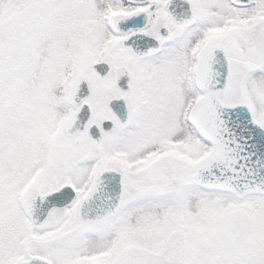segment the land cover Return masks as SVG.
<instances>
[{
  "label": "snow or ice",
  "instance_id": "1",
  "mask_svg": "<svg viewBox=\"0 0 264 264\" xmlns=\"http://www.w3.org/2000/svg\"><path fill=\"white\" fill-rule=\"evenodd\" d=\"M0 264H264V0H0Z\"/></svg>",
  "mask_w": 264,
  "mask_h": 264
}]
</instances>
